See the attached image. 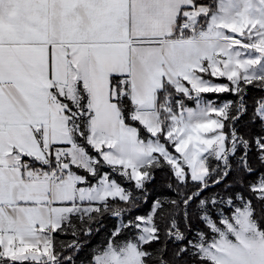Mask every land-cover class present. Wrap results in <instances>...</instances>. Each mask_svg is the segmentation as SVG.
<instances>
[{"label": "snow or ice", "instance_id": "6c2138e0", "mask_svg": "<svg viewBox=\"0 0 264 264\" xmlns=\"http://www.w3.org/2000/svg\"><path fill=\"white\" fill-rule=\"evenodd\" d=\"M249 87L264 0H0V264H264Z\"/></svg>", "mask_w": 264, "mask_h": 264}, {"label": "trees", "instance_id": "16d2710c", "mask_svg": "<svg viewBox=\"0 0 264 264\" xmlns=\"http://www.w3.org/2000/svg\"><path fill=\"white\" fill-rule=\"evenodd\" d=\"M209 95L213 96L214 98L216 97V94H209ZM261 96H264V91H260L258 89L249 87L247 100H248L250 108L252 105H254L256 99L258 97H261ZM232 98L233 97H231L229 94H220L219 95L220 100L232 99ZM232 178L233 177H231V176L229 177V179H232ZM247 179L251 180V179H254V177H248ZM166 180H167V176L165 175V173L157 172L156 180L148 186V190L150 193L148 203L142 204L140 208L134 210L133 215L145 214L149 209V206L151 204L152 199L154 197H156L157 195H161L162 193H165L167 191L164 188V184H165ZM234 190L243 191L242 189H234ZM244 194L246 196L249 195L247 192H245ZM103 224H104V226L101 228L99 234H97L93 237V240H92L93 243L103 241L106 238V236L108 235V232L115 226L116 220L113 218H110V217H105ZM196 226L203 227L202 225L194 224V227H196ZM87 252H88V249L85 248L84 251H82L80 253V258L86 259L87 258Z\"/></svg>", "mask_w": 264, "mask_h": 264}, {"label": "rangeland", "instance_id": "374dc122", "mask_svg": "<svg viewBox=\"0 0 264 264\" xmlns=\"http://www.w3.org/2000/svg\"><path fill=\"white\" fill-rule=\"evenodd\" d=\"M217 82H221V81H217Z\"/></svg>", "mask_w": 264, "mask_h": 264}]
</instances>
